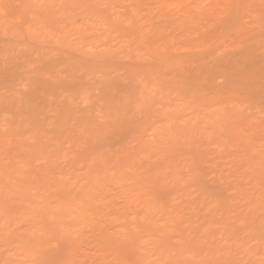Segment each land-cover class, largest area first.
<instances>
[{"label":"rangeland","instance_id":"rangeland-1","mask_svg":"<svg viewBox=\"0 0 264 264\" xmlns=\"http://www.w3.org/2000/svg\"><path fill=\"white\" fill-rule=\"evenodd\" d=\"M0 264H264V0H0Z\"/></svg>","mask_w":264,"mask_h":264}]
</instances>
